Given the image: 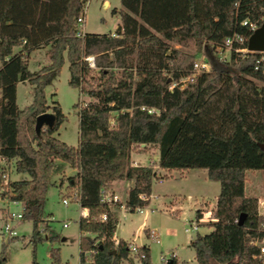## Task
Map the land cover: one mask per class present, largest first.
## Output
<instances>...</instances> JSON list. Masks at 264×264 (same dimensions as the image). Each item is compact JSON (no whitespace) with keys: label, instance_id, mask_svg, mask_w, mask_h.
<instances>
[{"label":"trees","instance_id":"trees-1","mask_svg":"<svg viewBox=\"0 0 264 264\" xmlns=\"http://www.w3.org/2000/svg\"><path fill=\"white\" fill-rule=\"evenodd\" d=\"M83 3L0 0V157L13 161L14 172L25 177L10 181L9 187L10 199L22 206V220L31 223L30 264H38L34 259L37 243L57 240L49 234L42 238L37 231L44 219V196L54 159L76 171L67 178V187L77 186L79 207L87 210V218L79 217L77 228L93 236L91 240L84 237L80 251L93 252L90 264H132L127 245L112 240L116 221L111 207L100 199L110 192L112 182L126 180L133 186L127 191L125 208L147 204L137 196L150 194L155 174L149 166L130 165V153L140 146L141 150L156 148V166L164 172L203 170L209 181L218 183L211 212L215 221L208 233L195 234L189 242L196 264H264V254L254 244L264 238V217L257 212V198L244 194L246 171L264 173V148L237 109L234 130L225 138L181 116L221 76H229L239 93V78L263 75L264 59L258 63L256 53L231 52L228 63H219L210 49L234 34L247 38L249 34L237 21L256 19L264 1L244 0L236 10L234 0H119L120 9L112 10L119 16L116 37L85 33L78 39L75 19ZM202 41L212 71L204 75L203 83L190 79L180 89L178 82L190 75L192 58L171 47ZM246 43L240 48H246ZM43 48L47 65L29 72V54ZM87 57H92L93 68L84 61ZM64 60L67 85L89 98L82 108L73 105L78 116L75 147L55 138L65 117L57 103L47 106L45 100V88L58 76ZM19 82L31 87V102L21 109L15 97ZM44 113H50L54 122L36 134L34 120ZM194 217H200L199 211ZM5 250L1 245L0 264L6 263ZM141 252L145 258L139 264H152L147 249ZM50 257L51 264L59 263L57 249L50 251ZM78 258L82 263L81 252ZM170 264H176L174 258Z\"/></svg>","mask_w":264,"mask_h":264},{"label":"rangeland","instance_id":"rangeland-1","mask_svg":"<svg viewBox=\"0 0 264 264\" xmlns=\"http://www.w3.org/2000/svg\"><path fill=\"white\" fill-rule=\"evenodd\" d=\"M106 1L108 6L105 7L102 0L88 1L85 10H83V30L85 33L108 34L112 32L111 34H115L114 30L119 24V16L117 13L112 14V10L116 9L117 12L120 9L119 0ZM203 44V41L185 46L173 44L171 48L186 56H191L192 62H194L204 51ZM210 53L215 60L211 49ZM44 57V53L33 55L28 64V70L32 71V65ZM211 71L212 68L209 69V72ZM189 72L192 79L199 83L204 82L205 72L198 74H192L191 70ZM234 74L237 73L234 72ZM67 80V62L64 60L58 76L50 86L45 88V100L48 105L51 104V101H55L65 117V121L60 124L57 130V138L66 145L75 147L77 144L78 118L77 110L73 109V105L77 103L78 107L82 108L89 101V98L80 94L77 89L69 87ZM187 84L179 83L180 89L185 88ZM237 85L241 88L239 93L234 91L229 76H221L216 83L203 89L194 107L185 109L181 116H187L190 121L209 128L214 135L225 138L234 130V110L237 109L244 125L254 131L256 140L261 148H264V75H244L238 79ZM22 91L23 88L18 87L16 104L20 109L25 105L21 100ZM132 152L134 160L130 159V163L135 162L136 165L149 166L153 170L155 174L153 194L166 197L169 204L182 206L183 208L182 212L178 211L180 213H177V211L170 212L169 209H158L155 206L154 210L157 211H148L144 215H138L135 212H121L119 213V223L122 228H119L117 233L128 242L133 241V244L137 247L147 244L149 260L152 264L157 263L160 255H164L168 259L171 254L176 259V264H185L186 261L190 262L188 264H196L193 258V250L188 247L193 237L190 240L182 233V224L194 218L193 205L196 202L194 196L197 197L199 192H204L209 197H213L218 193V183L208 180L203 181L201 179V174H204L203 170H187L181 171V173L173 171L170 177V172H164L156 168V162L152 159L154 156L157 157V150L154 146H147L143 150L136 147ZM138 153L140 156H138ZM7 171L11 181L25 178L22 177L23 175L14 172L13 161L7 166ZM69 175H71V169L68 165L59 159H54L49 174V185L44 196V219L43 223L38 225L37 231L42 238L49 234L55 235L57 240L53 242L42 241L35 245L34 259L38 264H51L50 251L52 249H57L58 264H79V245L82 244L85 236H88L90 240L92 239L91 235H80L78 232L77 220L79 219L80 209L77 204L70 200L67 206L61 204L62 198L70 196V193L77 189V186L72 187V189L66 188V176ZM72 176L74 177L75 174L72 173ZM158 180H161V182L158 183ZM244 186L246 196L257 198V212L264 217V173L261 171H246ZM187 196H192V200L189 201ZM210 203L209 201V203L200 205V208L205 207L201 212L208 211ZM2 209L0 203V227L1 219L3 220L5 213V210ZM20 209V205H9L8 207V211L11 213L19 212ZM210 216L212 217V214ZM206 218L198 230L200 235L210 231L209 225L211 222L208 217ZM141 223L144 224L145 229L148 228V230L158 232V244L143 235L145 231L143 232L142 228L139 227ZM63 224H67V226L63 228ZM13 227L16 233L15 237L6 241L0 240V247L1 245L6 247L5 264H30L32 250L29 244L31 223L22 220L14 223ZM138 231L139 236L137 235ZM62 239L64 241H61ZM95 244L96 242L93 243V245ZM81 249H84L83 244ZM84 256V262H91L92 253L86 251Z\"/></svg>","mask_w":264,"mask_h":264},{"label":"built area","instance_id":"built-area-1","mask_svg":"<svg viewBox=\"0 0 264 264\" xmlns=\"http://www.w3.org/2000/svg\"><path fill=\"white\" fill-rule=\"evenodd\" d=\"M89 0H84L82 11L78 15V17L75 19V29H74V36L75 38L82 39L85 32L83 30V10H85L86 5L88 4ZM244 0H234L233 7L237 10L238 7L241 5V3ZM264 1V0H262ZM260 15L254 19L249 20V18H244L240 21H237V24L244 28L245 34H252L257 28H259L260 24L262 23L264 19V6L259 9ZM260 22V24H259ZM110 37H116L115 34H110ZM248 36V37H249ZM248 37H241L238 35H232L229 38H226L221 45H212L211 50L212 54L217 62L220 63H226V61H229L230 53L233 52L235 54H239L241 56H244L247 53H256L259 55L258 63H261L264 59V52H248L246 48H240L244 41H247ZM234 45L236 47H234ZM226 54V55H225ZM227 57V58H226ZM84 61L87 63L89 68H93V61L91 57H87L84 59ZM209 69H211V63L205 58L204 52H202L197 59L194 60L191 64V73L192 74H198V73H207L209 72ZM254 70H257V67H254ZM264 75V73H263ZM190 79H192V76L185 77L181 80H179L180 84H187ZM175 85L172 84L169 86V89H172ZM148 113H151V111H148ZM156 162V161H155ZM12 163V161H8L2 157H0V203L2 205V210H5L4 218L1 219V227H0V240L6 241L10 238L15 237L16 233L14 231L13 224L18 223L22 221V206L19 202L11 200L10 198L13 197V193L11 191V188L9 187L10 178H9V172L7 171V166ZM131 166L135 167L137 166L135 162L130 163ZM156 168H158L156 166ZM161 180H158V183H160ZM77 188V187H76ZM137 198L143 202L148 203L150 199H152V196L149 195H143L139 194ZM73 201L77 204L78 203V189L73 190V192L70 193V196L62 198L61 204L63 206H67L68 202ZM192 200V199H191ZM100 202L102 204H105L107 207H111L113 204H119L120 208L123 210H127L128 212H135L137 214H140L144 207H136L134 209H127L125 208V204H120L119 198L112 194L111 192L103 193L100 199ZM11 206H21V209L19 212H9L8 207ZM79 217L81 218H87V210L81 209L79 207ZM210 211H205L200 214L199 218H193L192 220H188L187 222H184L182 224V233L188 237L190 240L192 237H194L195 234H198V230L200 228L201 223H203L204 219L209 218V221L212 223L215 220L210 216ZM101 221L106 220L105 215L100 216ZM67 224H63L62 227L65 228ZM261 230H264V224L261 225ZM43 232V231H42ZM41 233V232H40ZM42 234V233H41ZM147 236L151 238L155 243H159V235L156 230H148ZM264 239V238H263ZM261 240L259 243H254L259 248V254H264V240ZM189 240V241H190ZM114 244H116V241H113ZM127 250H128V256L132 262V264H139L142 259L145 258V255L141 252V247H137L136 245L132 243L127 244ZM93 254V252H90ZM174 258V256L171 254V256L167 259L164 255H160L158 257V261L156 264H166L167 261ZM90 263L89 261L84 262V264ZM190 263L189 261H186L185 264Z\"/></svg>","mask_w":264,"mask_h":264},{"label":"crops","instance_id":"crops-1","mask_svg":"<svg viewBox=\"0 0 264 264\" xmlns=\"http://www.w3.org/2000/svg\"><path fill=\"white\" fill-rule=\"evenodd\" d=\"M102 4H103V6L105 7L106 5L108 6V3H107V1L106 0H102ZM115 11H116V9H115ZM116 29V28H115ZM115 31V30H114ZM110 34L112 33V32H109ZM108 33V34H109ZM115 33V32H114ZM88 34H90V33H88ZM109 34V35H110ZM46 50V48H43V49H39V50H36V51H33V52H31L30 54H29V56H28V62H27V69H28V64H29V62H30V60H32V58H33V55H37L38 53H44V51ZM14 51H16V50H14ZM31 58V59H30ZM45 65H47V59H46V57H44L42 60H39V61H37L35 64H33L32 65V67H33V70L32 71H29V72H35V71H37V70H39L41 67H43V66H45ZM18 87H22L23 88V91H22V95H21V100L23 101V104H25L24 105V107H26L27 105H29L30 104V102H31V87L27 84V83H25V82H19V83H17V85H16V95H15V97H16V101H17V97H18ZM52 102H55V101H51V103ZM56 103V102H55ZM17 105V104H16ZM47 106H51V104L50 105H48V104H46ZM18 107V106H17ZM20 109V108H19ZM77 118H78V116H77ZM55 136V138L56 139H58L57 137H58V133L56 132V134L54 135ZM59 140V139H58ZM60 141V140H59ZM77 145V144H76ZM140 148V150L142 149V147L140 146L139 147ZM132 153L133 152H131L130 153V159L132 160L133 159V157H132ZM138 156H140L139 155V153H138ZM153 159V161H157V157H153L152 158ZM134 160V159H133ZM53 162H54V160H53ZM142 165V164H141ZM173 171H170V177H171V173H172ZM72 173L73 174H75L76 173V171L75 170H73V169H71V175H69V176H66V178H69V177H73L72 176ZM181 173V172H180ZM22 177H24V176H22ZM201 179L203 180V181H205V180H208L207 178H206V173H205V171H204V174H201ZM209 181V180H208ZM154 181L152 180V182H151V187H150V195L152 196V199H150L149 201H148V203L144 206V208H143V210H142V212L140 213V214H138V215H144L145 213L147 214L148 213V211H150V212H152V211H157L156 209L154 210V206L156 207V208H158V209H169V211L170 212H172V211H177V213H180V212H182V206H174V205H172V204H169L168 203V201L166 200V197H163V196H159V195H155V194H153V185H154ZM59 186H60V183L58 184ZM133 186V182L132 181H126V180H122V181H114V182H112L111 184H110V192L112 193V194H114V195H116L118 198H119V200H120V204H125V199H126V195H127V191L131 188ZM66 188H68L67 186H66ZM68 189H72V187H69ZM217 194L218 193H216L213 197H209V195H207L206 193H204V192H199V194L197 195V197H195L194 196V200H196V202H194V205H193V209H194V213H195V211H199V214H201V213H203V212H201L202 211V209L203 208H205L204 206L202 207V208H200L199 206L200 205H204V203H209V201L211 202L210 203V205H209V209H208V211H210V212H212V210L214 209V205H215V199H216V197H217ZM244 194H245V186H244ZM187 198L189 199V201H191V199H192V196H187ZM202 203V204H201ZM158 211H160V210H158ZM178 211H180V212H178ZM110 212L114 215V218H115V221H116V224H115V228H114V234H113V237H112V240L113 241H119V240H121V241H123L126 245L128 244V243H132L133 244V241H130V242H128L127 240H125V239H123L122 237H120L119 236V234L117 233V231L119 230V228L121 229L122 227L120 226V223H119V213H121V212H123V213H126V212H128L127 210H123V209H121L120 208V205L118 204L117 206H111V208H110ZM131 213V212H130ZM139 227H141L142 228V231L144 232L145 231V234L143 233V235L146 237V238H148V236H147V231H148V228L147 229H145V226H144V224L143 223H141L140 224V226ZM78 229V228H77ZM79 232V231H78ZM79 234L80 235H83V234H81L80 232H79ZM138 236H139V231H138V234H137ZM92 236V235H91ZM93 237V236H92ZM61 241H64V239H62ZM139 247H141V248H146L147 249V251H148V255H149V249H148V245L147 244H142L141 246H139ZM188 247H189V244H188ZM79 252H81V254H82V257H83V262L82 263H79V258H78V263L79 264H84V253L86 252V251H80V248H79ZM88 252H90V251H88ZM175 259V258H174ZM175 261H176V259H175Z\"/></svg>","mask_w":264,"mask_h":264},{"label":"water","instance_id":"water-1","mask_svg":"<svg viewBox=\"0 0 264 264\" xmlns=\"http://www.w3.org/2000/svg\"><path fill=\"white\" fill-rule=\"evenodd\" d=\"M246 50L248 52H264V19L257 28L247 39ZM54 122V117L50 113H44L37 116L34 120V131L37 134L42 127L50 128ZM261 147V146H260ZM243 216L241 215L237 221L241 225ZM114 252H110L113 255ZM170 264V260L167 261Z\"/></svg>","mask_w":264,"mask_h":264}]
</instances>
